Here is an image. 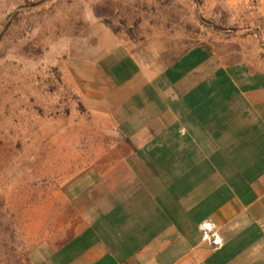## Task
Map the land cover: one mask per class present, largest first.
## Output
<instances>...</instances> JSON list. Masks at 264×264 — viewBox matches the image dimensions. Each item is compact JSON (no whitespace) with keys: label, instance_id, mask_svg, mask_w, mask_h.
Here are the masks:
<instances>
[{"label":"crops","instance_id":"obj_1","mask_svg":"<svg viewBox=\"0 0 264 264\" xmlns=\"http://www.w3.org/2000/svg\"><path fill=\"white\" fill-rule=\"evenodd\" d=\"M166 50L114 65L30 264H264V69L206 42Z\"/></svg>","mask_w":264,"mask_h":264},{"label":"rangeland","instance_id":"obj_2","mask_svg":"<svg viewBox=\"0 0 264 264\" xmlns=\"http://www.w3.org/2000/svg\"><path fill=\"white\" fill-rule=\"evenodd\" d=\"M204 42L264 69V19L238 0L0 1V264H30L60 218L58 191L74 171L61 164L64 145L101 109L118 59Z\"/></svg>","mask_w":264,"mask_h":264},{"label":"built area","instance_id":"obj_3","mask_svg":"<svg viewBox=\"0 0 264 264\" xmlns=\"http://www.w3.org/2000/svg\"><path fill=\"white\" fill-rule=\"evenodd\" d=\"M238 1L247 8H249L257 17L264 19V0H238Z\"/></svg>","mask_w":264,"mask_h":264}]
</instances>
